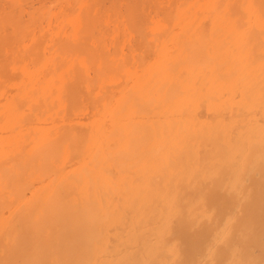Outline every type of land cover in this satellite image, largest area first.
<instances>
[{"label":"bare ground","instance_id":"obj_1","mask_svg":"<svg viewBox=\"0 0 264 264\" xmlns=\"http://www.w3.org/2000/svg\"><path fill=\"white\" fill-rule=\"evenodd\" d=\"M0 264H264V0H0Z\"/></svg>","mask_w":264,"mask_h":264}]
</instances>
